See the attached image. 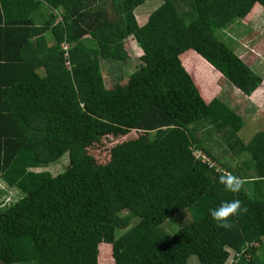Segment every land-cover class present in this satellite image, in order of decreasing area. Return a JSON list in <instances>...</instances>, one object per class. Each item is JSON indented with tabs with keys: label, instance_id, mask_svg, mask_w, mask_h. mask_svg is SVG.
Returning <instances> with one entry per match:
<instances>
[{
	"label": "trees",
	"instance_id": "1",
	"mask_svg": "<svg viewBox=\"0 0 264 264\" xmlns=\"http://www.w3.org/2000/svg\"><path fill=\"white\" fill-rule=\"evenodd\" d=\"M148 1L0 0V204L22 193L0 210L2 264H100L106 227L114 264H264V132L241 139L244 119L182 61L197 54L250 96L263 77L221 33L264 0H162L140 24ZM130 38L143 51L131 73ZM107 65L120 69L110 89ZM133 131L106 164L79 165L83 144ZM225 172L245 179L239 193ZM233 199L248 211L219 228L209 209Z\"/></svg>",
	"mask_w": 264,
	"mask_h": 264
},
{
	"label": "rangeland",
	"instance_id": "2",
	"mask_svg": "<svg viewBox=\"0 0 264 264\" xmlns=\"http://www.w3.org/2000/svg\"><path fill=\"white\" fill-rule=\"evenodd\" d=\"M162 0H149L143 7L136 10V15L140 24L147 20L148 15L152 14L160 5ZM221 37L226 44L243 60L248 62L253 69L259 71L263 77V83L260 87L261 92L255 98H248L232 86L223 75L210 67L205 60L200 58L197 54L189 52L188 55L182 57V61L195 79L198 87L202 90L203 94L211 100L213 97L221 99L227 106L235 110L245 121V127L240 131L239 137L245 141H249L253 136L263 131L264 132V9L255 8L252 10L244 21L235 22L227 27ZM126 50L129 53V61L123 66V72H132L141 65V56L143 51L137 46L136 42L131 38L128 39ZM129 63V64H128ZM118 67L107 65L103 69V76L107 88H112L115 84V78L119 74ZM120 75V74H119ZM127 80V79H126ZM125 80V81H126ZM206 83H205V82ZM210 85L212 87H208ZM243 94V95H242ZM257 94L255 92L252 97ZM207 102H210V101ZM141 132L133 131L130 134L118 138H104L101 141L94 140L90 144H83V152H80L82 158L78 159L79 165L90 162L92 165L86 166L84 170L89 167L104 165L111 159V149L118 143L138 139ZM206 139V137H205ZM204 139V140H205ZM225 143L222 135L215 133L212 135L211 141H206V147L220 157L218 149L224 148L219 144ZM209 144V145H207ZM225 159V158H224ZM71 165L69 157L63 159L62 164L55 165L50 168L53 174H58L64 167ZM22 196V193L12 189L9 191L3 202L0 204V210H5L9 205L14 203ZM165 228L169 233H173L175 225L173 222H168ZM115 234L114 227H106L103 230L102 240L103 248L100 246V264H114V250L113 239ZM237 261L233 258L231 253L230 259L227 264H236ZM2 264V262H0ZM189 264H200L196 256L190 258Z\"/></svg>",
	"mask_w": 264,
	"mask_h": 264
},
{
	"label": "clouds",
	"instance_id": "3",
	"mask_svg": "<svg viewBox=\"0 0 264 264\" xmlns=\"http://www.w3.org/2000/svg\"><path fill=\"white\" fill-rule=\"evenodd\" d=\"M255 92H257V94L252 97ZM260 92L261 89L259 87L247 97L255 98ZM200 153L202 154V152ZM218 182L223 186L226 192L230 193H239L245 185L244 178L234 175L231 172L222 173L219 176ZM247 211V206L244 205L241 200L233 199L222 202L218 207L210 208L209 215L219 228L229 230L233 227L232 218L241 213H247Z\"/></svg>",
	"mask_w": 264,
	"mask_h": 264
},
{
	"label": "built area",
	"instance_id": "4",
	"mask_svg": "<svg viewBox=\"0 0 264 264\" xmlns=\"http://www.w3.org/2000/svg\"><path fill=\"white\" fill-rule=\"evenodd\" d=\"M64 48H65V49H68V46L66 45V46H64Z\"/></svg>",
	"mask_w": 264,
	"mask_h": 264
}]
</instances>
